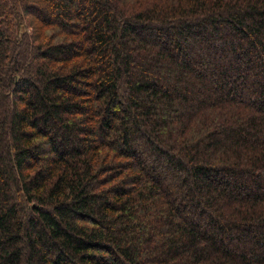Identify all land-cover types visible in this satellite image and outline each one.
I'll list each match as a JSON object with an SVG mask.
<instances>
[{
  "label": "trees",
  "instance_id": "trees-1",
  "mask_svg": "<svg viewBox=\"0 0 264 264\" xmlns=\"http://www.w3.org/2000/svg\"><path fill=\"white\" fill-rule=\"evenodd\" d=\"M0 264H264V0H0Z\"/></svg>",
  "mask_w": 264,
  "mask_h": 264
}]
</instances>
